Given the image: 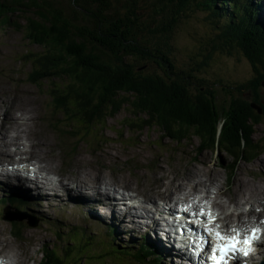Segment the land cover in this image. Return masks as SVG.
I'll return each mask as SVG.
<instances>
[{
    "label": "rangeland",
    "instance_id": "obj_1",
    "mask_svg": "<svg viewBox=\"0 0 264 264\" xmlns=\"http://www.w3.org/2000/svg\"><path fill=\"white\" fill-rule=\"evenodd\" d=\"M253 1L257 5L256 0ZM260 2L264 5V0ZM257 9L258 18L264 24V8H260L259 5ZM141 13L143 11H140ZM24 17L23 15L15 16L18 23L26 25ZM211 21L212 18L205 11L181 10L179 22L174 27L171 40L173 62L178 68L193 69L198 77L207 79L204 83L217 84L220 106H229L228 103L232 98L225 87L227 88L226 84L230 83L233 86L244 83L242 87V90L246 92L243 94L244 99L251 100L253 95L249 92L251 85H245V82L255 75L252 64L242 53L235 52L229 55L218 49L213 50V37L216 35L217 29ZM25 31V28L19 30L15 25L0 27V159L2 158V161L3 158L13 157L12 159L15 160L12 163L10 161L0 162L1 168H8L5 167L6 164L14 166L18 160L24 159L21 156L26 155L55 175L59 172L63 174L69 172L70 175L76 174V176L82 177L87 184L92 181L96 182L95 179L101 181L103 178L106 180V186H110L109 182L120 191L121 188L132 190L144 200L142 205L150 200L159 204L167 198L166 196L173 198L180 195L185 196L184 190L176 191V187L179 185V189H191L189 195L196 190H201L204 193L209 190L210 198L213 199L217 193L215 199L217 196L219 198L215 201L221 211V204H226L228 213H231L230 211L236 213L247 210L246 208H249L251 203L254 204L256 212L264 210V205L260 202L264 200V196L259 195V193L264 194V152L251 162H240L234 172L233 168H229L232 161L225 152L219 149L200 152V140L197 136L177 143L166 137L157 126H146L142 129L136 125L131 126L130 124L135 121V118L130 106H125L114 117H109L106 122L90 130L89 134L75 123H68L66 116L55 106V101L50 95L51 82L45 80L34 83L30 78L33 63L28 58L33 53L44 51V47L31 42L25 36ZM209 52L211 55L210 58H207L208 64L198 68V61L204 60ZM261 95V99H264L263 86ZM15 102L18 107L12 110ZM7 108L13 111V114L16 112L18 119H12L5 115ZM19 109L24 111L23 115ZM3 119L9 124L8 126L1 123ZM140 120L136 118V122ZM70 126L75 130L70 131ZM79 128L80 132L76 131ZM263 128V124L257 126L255 139L262 140L264 138ZM218 129L220 130V128ZM64 143L68 148H74L69 157L65 155L67 148ZM9 144L14 146L9 147ZM25 149L26 152H22ZM30 154H35L39 158L33 159L34 155L32 158ZM222 162H227V164L222 165ZM79 180L80 178L76 177L74 182ZM244 184L246 186L242 189L241 185ZM248 185L251 190L247 189ZM13 188L15 191L18 190V188ZM88 188L89 196L93 190H99L95 183H92ZM4 189L5 185H0V246L4 245L6 250L13 247L15 257L20 261L18 264H38L42 258V251L47 245L51 248L55 246L57 251L56 247L61 250V246L68 245L72 239L75 240L77 246L69 254L68 263L154 264L153 257H145L137 261L136 258L125 253L124 255L110 253L100 256V252H107L104 248V239L105 245L108 247L112 245L110 243L112 236L118 240L117 242L122 247H126L127 252L129 247L126 243H132L136 248V245L139 247L142 243L147 245L148 241L153 242L151 236H148V240L142 241L140 234L143 235V233L137 229H134L132 234H128L125 229L128 228L127 224L119 225L120 222L117 223L115 217L103 214L101 209L98 210V213L101 212L104 218H101L98 213L96 218L109 222L106 224L99 220L96 221H99L104 227L107 225L110 227L108 226L107 230H104L99 224L91 226L93 224L89 221L91 208H100L102 203L100 198L96 196L85 198L89 205L84 206L71 201L66 193L58 197L47 194L48 200L43 195L34 194L36 199L31 201L33 194L27 188L21 194L25 199L14 194L19 199L26 201L23 205L20 204L25 207L24 213L21 215L17 212L19 207L9 200L11 192L5 193ZM11 191L14 192V190ZM68 194L72 197L75 196L73 193ZM37 199H41L37 201L39 204H36ZM235 202L238 204L236 205ZM154 206L151 203L147 205L148 208L155 211ZM148 212L151 211L148 210ZM235 213H231L232 218L236 216L240 220L242 217ZM155 214L159 216L158 213ZM250 216L251 219L244 217L247 219L245 224H249L250 221L256 223L258 220H264V214L255 219L252 215ZM117 217L122 218L121 216ZM14 220H21L19 224L22 225L23 232L18 238L14 236V231H16L12 225ZM29 222L38 224L30 225ZM114 226H117L116 229H111ZM84 227L88 233L83 230ZM91 230L93 234L97 231L94 234L95 239L89 236ZM76 231L82 235H74ZM85 234L92 242V246L81 248L80 246L85 244ZM262 248L263 246L260 245V249ZM2 252L0 249V256H4L5 253ZM161 261L160 264H168L170 260L163 259ZM252 261L256 262L254 264H262L264 255L256 260L252 259ZM252 261L251 263H253Z\"/></svg>",
    "mask_w": 264,
    "mask_h": 264
},
{
    "label": "trees",
    "instance_id": "obj_2",
    "mask_svg": "<svg viewBox=\"0 0 264 264\" xmlns=\"http://www.w3.org/2000/svg\"><path fill=\"white\" fill-rule=\"evenodd\" d=\"M189 9L212 18L217 29L213 50L242 53L250 61L255 75L245 85H251V100L244 99V83H230L225 87L232 98L229 106H220L217 84L204 83L207 79L193 69L175 65L173 31L181 10ZM21 15L26 25L15 18ZM14 25L25 28V36L44 47L28 58L33 63L32 82L50 81L55 106L68 123L88 134L130 106L135 118L131 126H157L177 143L197 136L200 152H225L234 172L240 162H251L264 152V138L255 139L257 126L264 125V24L253 0H0V27ZM210 55L197 67L207 65ZM16 199L11 201L18 204ZM19 223H13L16 238L23 232ZM117 241L112 236L108 248L104 239L107 252L100 256L125 253L139 261L150 252L145 243L127 252ZM84 242L81 248L92 246L87 234ZM76 246L74 239L57 251L47 245L38 264H74L67 259Z\"/></svg>",
    "mask_w": 264,
    "mask_h": 264
},
{
    "label": "bare ground",
    "instance_id": "obj_3",
    "mask_svg": "<svg viewBox=\"0 0 264 264\" xmlns=\"http://www.w3.org/2000/svg\"><path fill=\"white\" fill-rule=\"evenodd\" d=\"M260 1H262V0H256V3H257V6H259L260 5V8H264V5L263 4H261L262 2H260ZM5 91V90H4ZM17 102H19V101H17ZM17 102H15L14 104H13V106H12V110L14 109V108H17L18 107V104H17ZM24 107V106H23ZM19 111H21L20 113L23 115L24 114V111L23 110H20L19 109ZM23 112V113H22ZM259 112L260 113H262V111H260L259 110ZM16 112H14V114H13V111H11V110H9L8 108L7 109H5V115H7L8 117H10V118H12V119H18L17 117H16ZM11 115V116H10ZM14 117H16V118H14ZM20 117V116H19ZM1 123L3 124V125H6V126H8L9 124L3 119L2 121H1ZM24 123H26V122H24ZM13 125V124H12ZM0 128H1V124H0ZM11 136V135H10ZM33 139V138H32ZM44 141V140H43ZM23 144L25 145V142H23ZM0 145H1V142H0ZM10 145V144H9ZM29 145V144H28ZM12 146H14V145H10L9 147H12ZM38 146V145H37ZM20 147V146H19ZM29 149H30V146H29ZM31 150H32V148H31ZM50 150V149H49ZM34 151V150H33ZM22 152H26V149H25V151H22ZM21 152V153H22ZM42 152H44V151H42ZM29 153V152H28ZM30 153H34V152H30ZM24 154H26V153H24ZM9 156H10V154H8ZM31 156L32 155H34V158H33V156H32V158L33 159H35L36 157H38L37 155H35V154H30ZM4 156V155H3ZM18 157H20V156H18ZM13 157H11V158H3L4 160H2L1 161V159H0V162L2 163V162H6V161H10V163H12V161H15V160H13L12 159ZM17 158V157H16ZM39 158V157H38ZM51 159V158H50ZM52 161H53V159H52ZM7 163V162H6ZM49 164V163H48ZM42 165V164H41ZM44 169H45V167H44ZM160 170H161V168H160ZM49 171V170H48ZM18 176H19V172H18V170H16L14 167H13V169H9V168H1V170H0V185L1 186H4L5 185V189H4V191L3 192H12L11 190H14L15 191V189L13 188V187H15V188H18V190H17V192H20V193H17L18 195H20L23 199H25L24 198V196H22L21 194L22 193H24V191L27 189L26 188V185L23 183V182H18ZM210 179H212V177H209ZM95 180H97L96 182H90L89 184H87L88 185V187L90 186L91 187V185H92V183L94 184L95 183V185H97V188H99V190H93L92 191V194H91V196H87V197H79V198H74V197H72V196H69V194L68 193H70V194H72V189H76L77 188V185L76 186H74V187H72V189H71V191H68V190H65L63 193H66L67 195H68V197L70 198V200L71 201H75V202H78L79 204H82L83 206L84 205H89L88 204V202L85 200V198H90V197H92V196H96V197H98V198H100L101 200H102V203H101V205H100V208L99 207H93V208H91V213H90V216H91V218H90V220H92V221H96V220H99L100 222H102V223H106L107 224V222H109L108 220L107 221H104V220H100L101 218H104V216H103V214H105V215H108V216H110V217H115L116 218V221H117V223L118 222H120V223H118L119 225H122V223H123V225H125V224H127V226H128V228H125L126 229V231H127V233L128 234H132V232H133V230L134 229H137V230H139V231H148V230H151V231H156L157 230V228H158V226H159V224H160V220L156 217V214L155 213H153L152 212V209H150V208H148L147 207V205L149 204V203H151V204H154L155 206H154V208H157V209H159V207L161 206L160 204H156L155 202H152L153 200H150V202H145L146 204L145 205H142V207L141 208H139V207H134V206H132V207H127L126 208V210H125V212H123V213H120L119 211H118V209H117V204H118V202H119V198L118 197H116V196H118L119 194H121L122 193V191H120V190H118L117 188H116V186H112V184L111 183H109L108 182V184L110 185V186H106V180H104L103 178H101V181H98V179H95ZM94 180V181H95ZM208 181V180H207ZM74 181H71V183H73ZM91 184V185H90ZM199 184H201V182H199ZM100 185V186H99ZM17 186V187H16ZM28 186V185H27ZM193 186H195V185H193ZM197 186V185H196ZM242 186V189L243 188H245V184L244 185H241ZM30 187V186H29ZM264 187V186H263ZM198 189V188H197ZM248 190H251V187H249V185H248V188H247ZM182 191V190H184V189H179V185L176 187V191L177 192H179V191ZM22 191V192H21ZM197 191V190H196ZM196 191H194L192 194H191V197H193L194 196V194L196 193ZM192 192V191H191ZM219 192V191H218ZM63 193H58V194H53V195H56V197H58V196H60L61 194H63ZM36 194H39V192L38 193H36ZM100 194H101V196H100ZM219 194H220V192H219ZM221 194H223V193H221ZM45 196V197H47L46 195H44V194H40V196ZM216 195H217V193H216ZM216 195H215V198H216ZM252 195H253V193H252ZM259 195H262V196H264V194H260L259 193ZM32 196V200L31 201H34L35 199H36V197L34 196V194L33 195H31ZM167 198H165L164 200L166 201V203L165 204H173L175 201H174V199H173V197H168V196H166ZM215 198H213L214 200H216L217 201V199L219 198L218 196H217V199H215ZM100 199H99V201H100ZM39 200H41V199H39ZM38 199L36 200V202L37 201H39ZM46 200H48V197L46 198ZM261 200V199H260ZM247 203H249L248 201H246ZM261 202V204L262 205H264V200L262 201H260ZM42 203V202H41ZM36 204H39V202H37ZM196 204H199V203H196ZM22 205V204H21ZM47 205V204H46ZM221 206H222V211H221V217L219 218V220H224V221H226V225H225V228L226 229H229V227H230V223L233 221V218H232V214L231 213H228V208H227V206H226V204H221ZM90 207H92L91 205H90ZM99 209H101V212L103 213V214H101V212L100 213H98V210ZM26 210V209H25ZM93 210V211H92ZM148 210L149 211H151V212H148ZM255 208L253 207V208H251V210L249 211V214H253L254 212H255ZM263 211V213H264V210H262ZM97 213H98V215L100 216L101 215V218H96V215H97ZM236 213H238V212H236ZM137 214H139V215H142V216H144V218L145 219H151V220H153V223L152 224H147V225H142V224H140V223H138L137 222V218H136V215ZM237 216H239V217H242V215L243 214H236ZM117 216H121L122 218H118ZM96 218V219H95ZM119 221H118V220ZM247 219H251V216L248 218L247 217ZM98 221V222H99ZM247 220H245L244 222H246ZM240 224V223H239ZM106 226V225H105ZM109 225H107V227H108ZM231 226H233V223H232V225ZM110 227V226H109ZM116 227L117 226H114V227H112L111 229H116ZM120 230H121V228H120ZM155 234H157V233H155ZM156 238L161 242V240L158 238V236L156 235ZM147 240V239H146ZM147 242V241H146ZM155 242H157V241H155ZM5 244H7L6 243V241H5ZM162 245H161V247H163V249L162 248H160L159 250H158V252H159V254H158V258L157 257H154V259H158V261L159 262H162L161 260H163V259H165V260H170L169 262H168V264H175L176 263V261H177V259H178V257L177 256H174L173 255V250H170V249H168V248H166L164 245H166V246H172L171 245V243H170V241L169 240H166V241H164V242H162L161 243ZM164 244V245H163ZM262 246H263V248L262 249H260L259 250V253H258V255H257V257H253L252 259H257V258H261V257H263V255H264V241L262 242V244H261ZM146 247V246H145ZM0 249L3 251L2 253H5L4 254V256L3 255H1L2 257H5L6 259H8V260H12V261H10L11 263L10 264H18L20 261L19 260H17L16 259V257H15V254H14V252H15V249L12 247V248H10V249H5V246L4 245H1L0 246ZM145 249V248H144ZM143 251V250H142ZM150 251V250H149ZM147 254H148V252H147ZM144 255H146V254H144ZM127 256V255H126ZM249 257H247V258H241V259H237L236 260V264H247V259H248ZM253 262V261H252ZM254 263H256V262H253V263H251V262H249L248 264H254ZM0 264H7V263H3V260L2 259H0Z\"/></svg>",
    "mask_w": 264,
    "mask_h": 264
},
{
    "label": "snow or ice",
    "instance_id": "obj_4",
    "mask_svg": "<svg viewBox=\"0 0 264 264\" xmlns=\"http://www.w3.org/2000/svg\"><path fill=\"white\" fill-rule=\"evenodd\" d=\"M258 231L259 229H253L251 237L244 239L243 241L240 240L238 235L233 237H224L221 236L219 232H217V239L221 241V243H218L216 248L213 249L212 260L214 261V264H227V260L231 257H234L237 252H245V254H247L245 249L239 248L238 245L241 242L244 244H250L252 240L259 239V237L256 235ZM223 241H227V243H223ZM205 243H207V241H205ZM217 252L219 253V256L216 255Z\"/></svg>",
    "mask_w": 264,
    "mask_h": 264
},
{
    "label": "water",
    "instance_id": "obj_5",
    "mask_svg": "<svg viewBox=\"0 0 264 264\" xmlns=\"http://www.w3.org/2000/svg\"><path fill=\"white\" fill-rule=\"evenodd\" d=\"M262 86L264 87V82L262 83ZM252 106L255 107V108L258 107L255 103H253ZM259 110L262 111L260 108H259ZM5 213H6V210H5ZM37 224H38V223H36V224H31V225H37Z\"/></svg>",
    "mask_w": 264,
    "mask_h": 264
}]
</instances>
